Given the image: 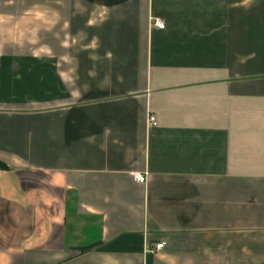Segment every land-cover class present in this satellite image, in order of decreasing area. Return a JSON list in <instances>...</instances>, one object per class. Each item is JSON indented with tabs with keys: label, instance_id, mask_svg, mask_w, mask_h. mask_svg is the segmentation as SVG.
<instances>
[{
	"label": "crops",
	"instance_id": "1",
	"mask_svg": "<svg viewBox=\"0 0 264 264\" xmlns=\"http://www.w3.org/2000/svg\"><path fill=\"white\" fill-rule=\"evenodd\" d=\"M0 162V264H264V0H0Z\"/></svg>",
	"mask_w": 264,
	"mask_h": 264
},
{
	"label": "built area",
	"instance_id": "2",
	"mask_svg": "<svg viewBox=\"0 0 264 264\" xmlns=\"http://www.w3.org/2000/svg\"><path fill=\"white\" fill-rule=\"evenodd\" d=\"M151 26L154 28H158V29H165V27H166L165 23L159 19L153 20ZM149 121H150L151 126H157V124H158L157 118L153 115L150 116ZM133 177H134V180L140 184H146L148 181L147 176L143 173L137 172L133 175ZM164 245H165L164 243L159 244L157 246V249L158 250L162 249L164 247Z\"/></svg>",
	"mask_w": 264,
	"mask_h": 264
},
{
	"label": "trees",
	"instance_id": "3",
	"mask_svg": "<svg viewBox=\"0 0 264 264\" xmlns=\"http://www.w3.org/2000/svg\"><path fill=\"white\" fill-rule=\"evenodd\" d=\"M0 167L1 168H6V165L4 163L0 162Z\"/></svg>",
	"mask_w": 264,
	"mask_h": 264
}]
</instances>
